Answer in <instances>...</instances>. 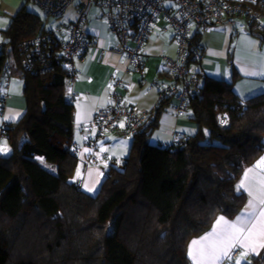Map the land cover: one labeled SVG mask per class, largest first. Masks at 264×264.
Wrapping results in <instances>:
<instances>
[{
    "label": "trees",
    "instance_id": "16d2710c",
    "mask_svg": "<svg viewBox=\"0 0 264 264\" xmlns=\"http://www.w3.org/2000/svg\"><path fill=\"white\" fill-rule=\"evenodd\" d=\"M50 32L24 6L0 31V111L11 78L25 102L17 121L2 125L10 151L0 154V264H191L187 243L245 202L238 180L264 153V94L241 100L231 82L203 77L183 113L196 132L182 144L154 145L158 117L173 103L161 95L124 137L131 143L120 167L99 166L103 179L91 194L74 180L63 40L55 37L43 57L27 56V43ZM190 41L202 54L197 35ZM242 264H264V246Z\"/></svg>",
    "mask_w": 264,
    "mask_h": 264
},
{
    "label": "crops",
    "instance_id": "0c3cea01",
    "mask_svg": "<svg viewBox=\"0 0 264 264\" xmlns=\"http://www.w3.org/2000/svg\"><path fill=\"white\" fill-rule=\"evenodd\" d=\"M27 1L0 0V31L8 26L11 17L22 6L27 10ZM76 19L77 8L76 3H73L58 20L59 25H62L64 28L65 35L61 36L62 40L67 39L68 27ZM163 25L164 23L161 20L158 21L152 27L148 39L144 44L143 54L145 63L143 75L140 77L133 73L126 65L123 55L110 51L115 45L116 38L109 31L99 6L92 4L86 15L84 27L94 45L74 60V65L77 68L76 79L74 82L67 84L65 92L74 107L72 142L78 148L77 159L80 162L77 161L79 164L77 172L79 182H81L82 188L84 187L88 191L91 189L90 192L97 191L101 181L99 177L101 173L99 162L101 160L95 156L97 153L94 154V152L97 149L106 148L99 147L98 143H96V149L93 150L89 145L90 140L95 134V128L92 123L96 111L108 106L115 93L119 96V101L122 104L126 106L134 105L141 111L151 113L160 96L159 89L153 87L152 82H158L161 86L174 84L173 80L164 71L163 58L175 57L177 47L171 34L162 31ZM238 33L237 21L233 27L228 25H213L204 32L194 31L193 34L198 37L202 56L198 63H189L188 70L193 73L198 72L202 77L231 82L234 93L241 100H245L259 94H264V47L258 41V38H256L253 47L248 49L241 47L239 45V36H236ZM0 38L3 41V36L0 35ZM261 41L264 42V40ZM251 73L257 74L253 75ZM118 81H120V86L116 87ZM1 90L5 98L0 111V127L6 123L16 122L25 111L20 81L9 79L2 86ZM174 104L175 99H173V103L170 104L169 108L158 117V127L150 137L151 144L169 145L174 141L175 132H181L186 136H191L196 132V125L185 114L179 116L174 113ZM87 128H89L90 133L86 132ZM118 137L121 138L120 136ZM116 138V135L109 132L103 135V144L109 143V145H112L107 149L109 151L108 154H104L106 158L113 155H124L125 151H129L131 141L129 143L123 140L116 141ZM3 142L4 139L0 144ZM117 147L119 149L115 150ZM6 150L8 152L9 148L6 147ZM89 157H94L96 162L87 164ZM261 158H264V153L253 164L243 170L238 180V188L246 196L241 210L231 218L218 215L206 233L192 238L187 243V255L192 241L199 240L201 237L212 232L213 226L220 217H223L225 221L230 223H243L246 228L250 227L252 223L257 222L260 212L264 211V205L260 203V200L264 199L260 183L261 179L264 178V165L256 167ZM249 169L253 171L248 172L247 178H245V173ZM242 183L244 186L239 187ZM250 192L251 195L249 194ZM250 201L251 206H249ZM246 213H251V215H245ZM238 217L241 219L238 220ZM241 240L246 246L249 244H254L255 246V251L249 250L248 254L241 261L242 264L248 261L251 255H256L261 251L264 246V239L256 236L252 240H248L242 235ZM245 250L244 247L232 249L230 253L231 260L224 259L219 264H235L241 252ZM234 251L237 253L235 257L232 256ZM188 258L191 264H193V260L189 255Z\"/></svg>",
    "mask_w": 264,
    "mask_h": 264
},
{
    "label": "built area",
    "instance_id": "2783aa9c",
    "mask_svg": "<svg viewBox=\"0 0 264 264\" xmlns=\"http://www.w3.org/2000/svg\"><path fill=\"white\" fill-rule=\"evenodd\" d=\"M45 16L60 18L65 11L76 3L77 19L68 27L67 39L61 48L62 62L70 73V82L76 79L77 68L74 60L90 49L94 44L84 27L86 15L92 4L102 10L109 31L115 36L116 42L111 52L124 56L126 65L133 73L142 77L145 57L143 47L152 27L158 22L164 23L163 32H169L174 40L177 52L175 57H164L163 68L173 80V85L161 86L153 81L152 86L159 89V95L173 97V111L183 115L187 103V94L196 91L202 75L197 76L188 70V64H196L201 59V51L191 44L190 37L194 31L204 32L213 25L233 27L236 20L248 23L258 38H264V0H32ZM40 35L27 44L31 51L27 56L36 53L43 57L56 44L55 34ZM55 39V40H54ZM27 63V61H26ZM7 68V65L5 66ZM9 73V70H7ZM120 86V81L116 87ZM159 96V97H160ZM3 98L5 96L3 95ZM147 113L138 107L126 106L113 94L111 103L96 111L93 127L95 134L90 140V147L95 150L96 143L107 132L120 137H132L145 123ZM90 127V126H89ZM90 133L89 128L86 129ZM185 135L175 132L174 144H182ZM5 132L0 127V142ZM73 152L78 148L73 144ZM90 163L95 162L90 157ZM105 171V170H104ZM103 171V173H104ZM236 251L232 256H236Z\"/></svg>",
    "mask_w": 264,
    "mask_h": 264
},
{
    "label": "snow or ice",
    "instance_id": "6c2138e0",
    "mask_svg": "<svg viewBox=\"0 0 264 264\" xmlns=\"http://www.w3.org/2000/svg\"><path fill=\"white\" fill-rule=\"evenodd\" d=\"M253 75L257 73H251ZM6 150V149H5ZM264 165V158L258 162L256 167ZM247 170L245 178H247ZM261 192L264 194V178L261 179ZM243 183L239 187H243ZM91 191V189H89ZM251 195V192L249 193ZM264 205V199L260 200ZM251 206V201L250 205ZM245 215H251L246 213ZM264 211L260 212V217H257V222L251 224L250 227H245L243 223H230L225 221L223 217L218 218L216 224L213 226L212 232L201 237L199 240L192 241L189 246V257L193 260V264H219L224 259L231 260V250L236 247H244L246 250L242 251L240 257L237 258L235 264H241V261L248 254V251H255L254 244H243L241 237L244 235L245 239L252 240L253 237H260L264 239ZM241 218L238 217V220ZM257 228L259 229L257 231Z\"/></svg>",
    "mask_w": 264,
    "mask_h": 264
},
{
    "label": "rangeland",
    "instance_id": "374dc122",
    "mask_svg": "<svg viewBox=\"0 0 264 264\" xmlns=\"http://www.w3.org/2000/svg\"><path fill=\"white\" fill-rule=\"evenodd\" d=\"M26 4H27V7L26 8H27L28 11L33 12L35 14H38L41 17L42 22H43L44 27L46 28V30H52L55 34H58V35H61V36L62 35L63 36L65 35L63 26L62 25H59V23H58V20L60 18H55V17H52V16H45L43 14V12L40 10V8L35 3H33L32 0H28ZM236 21H237V32H239L238 34H236V36H239V42H240L239 45L241 47H243V48H246V49L253 47V44L256 41V38H258L257 35H256V33H255V30H253L252 28H250V26L248 25V23L245 22V21H243V20H236ZM261 22L264 23V20H262ZM254 35H256V36H254ZM258 39H259L258 41H260V43L263 44V47H264V42H262L260 38H258ZM1 41L2 40L0 38V42ZM260 43L258 42L259 45H260ZM11 79H16V78H11ZM16 80H18V79H16ZM118 138L119 137H117L115 140L116 141L123 140V141H126L128 143H129V141H131V138H123V137H121L119 139ZM97 143H98V146L99 147H106L105 149H100V150L97 149L96 152H94V154L97 153V154H95V156L98 157L101 160V162H99V164L100 165H103L105 168H107L108 166H110L112 164H115L116 167L119 168L120 167V164H121L122 158H126L127 155H128V153H129V151H125L124 155H119V156H114L113 155L111 157H107L106 158L104 156V154H108L109 151L107 149L109 147H111L112 145H109V143L103 144L102 138ZM6 147L9 148V146L7 145V142L6 141H4L3 143L0 144V154L7 155L9 153L10 149L7 152V150H5ZM117 149H119V148L118 147L115 148V150H117ZM114 157H115V159H113ZM78 162H80V161L78 160ZM77 173L78 172H76V175L74 177V180L78 179V174ZM99 177H100V180L102 181L103 176H102L101 173L99 174ZM101 181H100V184H101ZM83 189L86 192H89L91 194H94V192H96V191L90 192V191H88L84 187H83Z\"/></svg>",
    "mask_w": 264,
    "mask_h": 264
}]
</instances>
